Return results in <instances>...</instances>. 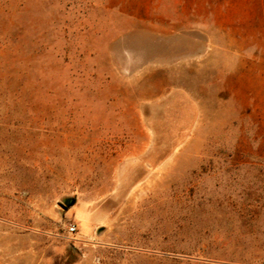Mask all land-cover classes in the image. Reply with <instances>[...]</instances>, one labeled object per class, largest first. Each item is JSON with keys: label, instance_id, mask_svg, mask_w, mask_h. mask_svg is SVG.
<instances>
[{"label": "rangeland", "instance_id": "374dc122", "mask_svg": "<svg viewBox=\"0 0 264 264\" xmlns=\"http://www.w3.org/2000/svg\"><path fill=\"white\" fill-rule=\"evenodd\" d=\"M0 264H264V0H0Z\"/></svg>", "mask_w": 264, "mask_h": 264}, {"label": "water", "instance_id": "95a60500", "mask_svg": "<svg viewBox=\"0 0 264 264\" xmlns=\"http://www.w3.org/2000/svg\"><path fill=\"white\" fill-rule=\"evenodd\" d=\"M73 203V198H67L65 200V205H62L63 208H67V207H70Z\"/></svg>", "mask_w": 264, "mask_h": 264}, {"label": "built area", "instance_id": "2783aa9c", "mask_svg": "<svg viewBox=\"0 0 264 264\" xmlns=\"http://www.w3.org/2000/svg\"><path fill=\"white\" fill-rule=\"evenodd\" d=\"M69 229H70L71 232H73V231H75V226L71 225Z\"/></svg>", "mask_w": 264, "mask_h": 264}]
</instances>
